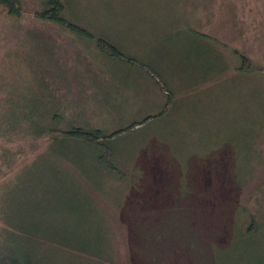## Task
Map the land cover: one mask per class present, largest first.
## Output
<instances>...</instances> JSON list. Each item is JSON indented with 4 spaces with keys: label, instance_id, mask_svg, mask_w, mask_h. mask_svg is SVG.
<instances>
[{
    "label": "rangeland",
    "instance_id": "rangeland-1",
    "mask_svg": "<svg viewBox=\"0 0 264 264\" xmlns=\"http://www.w3.org/2000/svg\"><path fill=\"white\" fill-rule=\"evenodd\" d=\"M38 1L19 19L0 9V247L35 249L33 264H264V72L232 53L264 67V0H68V17L135 60L110 64L35 18ZM55 60L72 89L85 62L125 87L123 118L171 101L99 147L11 132V112L45 114ZM95 107L89 127L119 129Z\"/></svg>",
    "mask_w": 264,
    "mask_h": 264
},
{
    "label": "trees",
    "instance_id": "trees-1",
    "mask_svg": "<svg viewBox=\"0 0 264 264\" xmlns=\"http://www.w3.org/2000/svg\"><path fill=\"white\" fill-rule=\"evenodd\" d=\"M38 5L39 10H35L34 12L35 18L47 22L48 24L57 25L58 27L66 29L72 36L86 42V47L92 45L95 52L107 60V64H110L113 60H119V62H124L126 60L135 62L132 57L124 54L107 36L100 34L97 35L84 27L78 20H74L70 16L68 17V0H39ZM0 9L5 12L6 16L19 19L23 13L22 0H0ZM194 34H196V36L197 34L205 36L204 33L198 29H195ZM232 53L235 55L237 54V56L240 57L241 70H244L245 72H264V67H260L258 65L250 66L251 63L248 60V56L244 52L234 49L232 50ZM55 61L53 64L54 68L51 70L52 75H50L48 71V74H45L48 76L47 78L40 76L42 85V101L40 103L42 105L41 107L45 110V114L41 113V108L38 104L36 107L34 106V112L25 114L24 109H18L19 115L11 112L10 115L13 116V121H16L13 125L15 127L19 125L17 128H14L12 124H10L13 128L11 132H16L20 126H27L29 130L27 134L34 137H42L45 134L59 132L58 136H70L76 139H83L88 143V145L99 147L106 141L109 143L114 142L110 140L112 139L111 137L116 135L118 136L122 133H125V135L131 133L130 131L134 128L139 129L138 127L142 126L146 121L161 116L164 114V109L171 101L170 97L166 96L165 102L161 104L156 113L152 114L154 116L147 115L142 120H130V118L126 119V117L123 118L121 112L124 110V102L122 105V101H124V99L121 98L122 95L120 90L125 87L119 85L115 82V80L107 76V74L102 71L101 67L94 65L92 62H85L83 70H80L81 74L72 73L74 81L72 82L74 84V89H72L70 88L71 82L69 83L67 80L68 73L72 69L69 70L65 67V65H61L59 60ZM143 73V75H145V71H143ZM50 78L52 79L49 81L50 83L46 82V80ZM50 84L52 86H56L63 93H66V96L63 95L64 98L62 99V97L58 95L60 94L59 91L50 89ZM11 99H13V97L9 98V101L13 102ZM14 103L16 104V102ZM85 104H90L91 108L95 110L97 108L95 106L101 104L102 107L97 110H100L104 115H109L113 119L110 121L116 122L119 129L115 130L112 134L107 135L106 132L100 128L89 127L86 122V118H88L87 116L89 115L84 112ZM38 107L40 112H38ZM18 108L20 107L18 106ZM69 109H71L72 113L76 116H70ZM65 114L67 116H65ZM127 121L129 124L124 126L123 123ZM56 125L59 126L56 128ZM62 125L64 127H61ZM111 169L113 170L112 167ZM117 169L118 168L116 167L114 170L117 171ZM15 249L16 250H13V247H8L5 250L0 247V264L35 263L34 261L37 256L35 249L34 254H32V249H20L19 247H15ZM17 250L22 254H16V252H18ZM106 255L108 257V254ZM97 259L102 260L100 256H98ZM107 261L110 260H103V262Z\"/></svg>",
    "mask_w": 264,
    "mask_h": 264
}]
</instances>
